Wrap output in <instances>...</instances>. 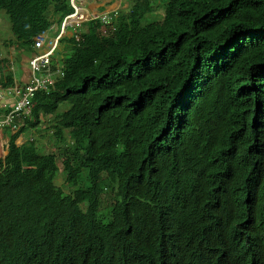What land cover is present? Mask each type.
Segmentation results:
<instances>
[{"label":"trees","instance_id":"obj_1","mask_svg":"<svg viewBox=\"0 0 264 264\" xmlns=\"http://www.w3.org/2000/svg\"><path fill=\"white\" fill-rule=\"evenodd\" d=\"M70 10L0 0L25 50ZM83 24L25 126L51 124L56 152L4 129L0 264H264V0H129Z\"/></svg>","mask_w":264,"mask_h":264},{"label":"rangeland","instance_id":"obj_2","mask_svg":"<svg viewBox=\"0 0 264 264\" xmlns=\"http://www.w3.org/2000/svg\"><path fill=\"white\" fill-rule=\"evenodd\" d=\"M111 1L113 2V0ZM114 1L115 2L110 5H106L111 3L109 1L105 3L106 6H109L107 8L108 11L127 10V8L129 7V0H114ZM163 12H164L163 8L157 6L154 13L151 14L150 12L148 14L149 19L161 20L163 17ZM83 26L84 24L82 25L81 29L83 28ZM51 30L52 27H50V29L48 30V36H51ZM72 32H74V30H72ZM15 43L16 42L14 41V36L12 35L10 30V21L8 19V16L4 11H0V57L8 58V64L12 62L13 72L15 76L18 78V82H23V78H24L23 69H25L24 67L28 68V63H27L28 55L26 54L24 48H22L18 44L16 45ZM60 45H61L60 43L57 44V48H60V50H58V52H56L54 55L55 60H58L59 62H61L60 52L62 49L64 50V48H62L63 44L61 45V47ZM64 109H65V104H61L58 108V111ZM49 118H52V116L50 115ZM52 131L53 129L51 127V124H47L46 121L41 122L39 125L35 127L33 131H31V137H33L35 142H37V145H39L41 153H47L51 151L56 152V148L55 146H53L54 137L52 136ZM1 151L2 150L0 145V156L2 155ZM57 164L59 167V174L55 179V183L58 186H60L64 192H69L72 189V187L69 186L68 183L64 182V175L61 172L62 169L61 161L59 159H57ZM101 200H102V204L98 215H100V218H102L103 220H109L111 217V207L114 202L113 193L112 192L103 193Z\"/></svg>","mask_w":264,"mask_h":264},{"label":"clouds","instance_id":"obj_3","mask_svg":"<svg viewBox=\"0 0 264 264\" xmlns=\"http://www.w3.org/2000/svg\"><path fill=\"white\" fill-rule=\"evenodd\" d=\"M69 7L71 8V10L65 16H67L69 14H72L77 9L76 14H75V16L77 18H78L77 13L78 14H82V15L83 14H88L89 15V18H87L86 20H83L80 23V25L75 28V27H73L72 25H69V24L63 25V20H64L65 16L61 19L60 24L56 22V17L51 16V18H52L51 25L48 28H46V29H44L42 31L45 32V34H46L47 37L53 38V40L56 39L55 40V43H56L55 46H53V48L51 50H50V47H48L47 45H44V44L41 47L36 48L35 45H34V41H35V37H37L40 32L38 34H36L32 38L31 49L30 50H25L26 51V54L28 55V58H27V63H28V68H27L28 77H27L26 81H24L22 83H17V82L14 81V76H13L12 71L10 69L7 70L13 76V83L10 84V85H7L5 87H0V92L2 93V97L0 98V115H5L6 113H8L14 107L15 99L11 98L10 95H9L10 92L12 91V89L13 88H18V89H21V91H22L25 88L26 84L28 83L29 77H30V71H31L30 70L29 61H30V59L32 57H35V56H37V55H39L41 53H45L46 51H49L50 50V52L47 54L49 56V59L51 61L57 63L59 65L60 69H61V71L55 75V77H56L55 78V82H56L57 81V78L62 75V62H59L58 60H55L54 55H55L56 52H58V50H60V48H57V44L61 43L60 42V39L64 35V31H66L67 29H69V30H71V35L74 36V33L78 32V30L79 31L81 30V27H82V25H83V23L85 21L99 18L100 20H103L105 23H108L109 20H110L111 14L113 12H116L117 11V10H113V11H109V12L108 11H105V12H99V13L98 12H90L87 9L86 5H85V0H74V1L69 0ZM50 10H52L51 7L49 8V11ZM48 14L50 15V13H48ZM50 27H52L51 36H48V30L50 29ZM72 30H74V32H72ZM14 41L16 42V39L15 38H14ZM15 44L17 45L18 43L16 42ZM0 58H3V57H0ZM60 58H61V54H60ZM10 66H12V62H10L9 64L7 63V66L6 67H10ZM55 82L49 88H52L54 86ZM42 90H47V89H42ZM34 95H35V93H34ZM3 104H5V105H3ZM31 106L32 105L30 103L29 115L26 116L23 119V123L21 125H19L15 130L13 128H11L10 125L9 126H0V129H3V130L6 129V128H8L10 134L15 133V132H19L18 135H17V137H16V139H15V143L17 145H20V144H22V143H24L26 141H33L34 140L33 137H31V131H33L35 129V127H33V128L25 127L27 125V121H32L33 120L32 116H31ZM23 128H25V129L24 130H21ZM4 133H5V131H4ZM26 136H28V137H26ZM7 143H8V135H7V141H6V150H7V145H8ZM3 156L4 155H1V157H3Z\"/></svg>","mask_w":264,"mask_h":264},{"label":"built area","instance_id":"obj_4","mask_svg":"<svg viewBox=\"0 0 264 264\" xmlns=\"http://www.w3.org/2000/svg\"><path fill=\"white\" fill-rule=\"evenodd\" d=\"M74 1V0H71ZM77 9L72 14L65 16L63 25H72L78 27L83 20L89 18L88 14H78L75 16ZM55 40L46 36L42 31L35 37L34 45L36 48L41 47L43 44L50 47V50L55 46ZM49 51L41 53L32 57L29 61L30 64V77L25 88H13L10 92V97L15 99L14 107L5 115H0V126H11L14 130L23 123V119L29 115L31 98L38 89H48L55 82V75L61 71L59 65L49 59L47 55ZM2 93L0 92V98ZM5 105V104H3Z\"/></svg>","mask_w":264,"mask_h":264},{"label":"crops","instance_id":"obj_5","mask_svg":"<svg viewBox=\"0 0 264 264\" xmlns=\"http://www.w3.org/2000/svg\"><path fill=\"white\" fill-rule=\"evenodd\" d=\"M107 1H109L111 3L106 4V5H110V4H113L115 2L114 0H113V2L111 0H85V5H86L87 9L90 12H98V13L99 12H105V11H108L107 8L109 7V6H106L105 5V3ZM109 11H113V10H109ZM47 13H50V11H48ZM64 35L70 36L71 35V30L67 29L66 31H64ZM60 44L61 45L63 44L62 48H64V46H65L64 41H61ZM61 45H60V47H61ZM24 68L25 69H23V71H24V74H23L24 75L23 82L26 81V79L28 77L27 68L26 67H24ZM9 69H11V71L13 73L14 81L17 82V83H22V82H18V78L15 76V74L13 72L12 66L5 67L4 69H2V71L3 72H6ZM6 141H7V134L4 133V130L3 129H0V145H1L2 155H5L6 152H7V150H6Z\"/></svg>","mask_w":264,"mask_h":264}]
</instances>
